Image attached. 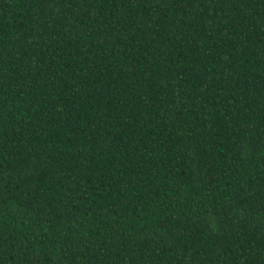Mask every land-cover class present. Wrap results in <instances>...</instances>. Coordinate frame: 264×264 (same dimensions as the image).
Masks as SVG:
<instances>
[{
  "label": "trees",
  "instance_id": "16d2710c",
  "mask_svg": "<svg viewBox=\"0 0 264 264\" xmlns=\"http://www.w3.org/2000/svg\"><path fill=\"white\" fill-rule=\"evenodd\" d=\"M0 264H264V0H0Z\"/></svg>",
  "mask_w": 264,
  "mask_h": 264
}]
</instances>
